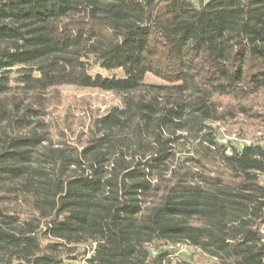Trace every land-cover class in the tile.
I'll return each mask as SVG.
<instances>
[{"label":"trees","instance_id":"16d2710c","mask_svg":"<svg viewBox=\"0 0 264 264\" xmlns=\"http://www.w3.org/2000/svg\"><path fill=\"white\" fill-rule=\"evenodd\" d=\"M61 86L121 104L74 142ZM260 95L264 0H0V264H264V141L215 125Z\"/></svg>","mask_w":264,"mask_h":264},{"label":"rangeland","instance_id":"374dc122","mask_svg":"<svg viewBox=\"0 0 264 264\" xmlns=\"http://www.w3.org/2000/svg\"><path fill=\"white\" fill-rule=\"evenodd\" d=\"M197 1L195 0V2ZM103 73L108 74L109 72L103 70ZM144 81L162 83L161 79L149 73L145 75ZM219 100L222 102V106L227 109L233 106V101L229 98ZM251 100L255 104L250 116L238 115L233 112L235 116L228 117L226 123L215 124L221 139L225 138L229 144L233 145H240L247 141H264V95ZM120 104V96L112 92L61 86L52 91L49 97L48 112L53 123L58 124L59 127L70 129L66 130V134L69 140L75 142L78 134L85 132L95 116L103 114L111 106ZM235 108L237 109V106ZM169 248L174 251L170 264H178L180 260L187 257H191L194 264H217L214 259H210L199 250H192L189 247L182 251L176 247Z\"/></svg>","mask_w":264,"mask_h":264},{"label":"built area","instance_id":"2783aa9c","mask_svg":"<svg viewBox=\"0 0 264 264\" xmlns=\"http://www.w3.org/2000/svg\"><path fill=\"white\" fill-rule=\"evenodd\" d=\"M222 142H226V139L225 138H222L221 139ZM246 143H249V141H247ZM227 152H228V149H227ZM176 248H178L180 251L184 250L186 248V245L185 244H176L175 245ZM77 264H85L84 261H81Z\"/></svg>","mask_w":264,"mask_h":264}]
</instances>
